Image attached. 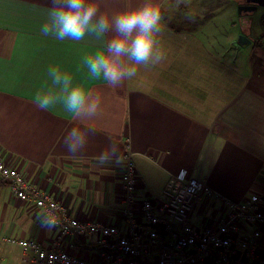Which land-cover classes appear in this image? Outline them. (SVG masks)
<instances>
[{
  "label": "crops",
  "instance_id": "1",
  "mask_svg": "<svg viewBox=\"0 0 264 264\" xmlns=\"http://www.w3.org/2000/svg\"><path fill=\"white\" fill-rule=\"evenodd\" d=\"M135 2L106 0L102 11H121ZM160 4L166 60L141 66L135 77L112 88L92 80L82 63L104 40L45 37L41 27L48 0H0V147L33 187L55 197L72 218L125 224V161L100 164L97 159L113 140L123 156L133 155L140 176L136 211L145 225L142 201L163 197L170 177L182 171L208 183L223 199L240 202L258 194L264 206V12L239 14L236 0ZM244 19L248 30L243 34L251 42L242 45L236 23ZM51 66L101 98L100 115L87 122L96 134L76 156L63 140L81 122L61 105L41 110L34 103L36 94L51 86ZM33 202L16 197L0 179V264H22L24 256L6 236L45 245L60 237V227L47 224ZM222 207L220 198H204L194 205L192 222L217 228ZM256 231L261 238L255 259L264 257V224L242 223L233 242L236 261L247 259L241 243ZM61 244L67 250L77 245L83 257L100 259L96 237L62 238ZM208 262L214 264V258Z\"/></svg>",
  "mask_w": 264,
  "mask_h": 264
},
{
  "label": "built area",
  "instance_id": "2",
  "mask_svg": "<svg viewBox=\"0 0 264 264\" xmlns=\"http://www.w3.org/2000/svg\"><path fill=\"white\" fill-rule=\"evenodd\" d=\"M132 153L125 152L123 180V226L101 221L79 220L70 217L63 204L49 193L33 187L17 166L10 164L0 147V179L9 184L19 199H32L43 211L55 210L59 219L60 237L44 244L34 238L6 236L7 242L23 250L22 264H264V257L255 259L261 233L244 237L241 245L246 260L236 261L233 253L235 234L242 223L264 224L261 195L254 194L240 202L223 199L208 183L185 171L172 175L159 199H145L141 203L142 218L136 207L140 177ZM223 202L217 228L198 226L192 222L194 205L207 197ZM96 237L100 259L83 257L77 245L64 249L62 238ZM235 254V253H234Z\"/></svg>",
  "mask_w": 264,
  "mask_h": 264
},
{
  "label": "clouds",
  "instance_id": "3",
  "mask_svg": "<svg viewBox=\"0 0 264 264\" xmlns=\"http://www.w3.org/2000/svg\"><path fill=\"white\" fill-rule=\"evenodd\" d=\"M48 3V18L41 27L43 36L59 41H81L89 36L105 41L82 61L92 80H103L110 87L119 88L135 77L141 66L152 68L167 58L161 44L164 15L160 0H136L121 11H102L106 0H48ZM186 18L191 19V15ZM48 76L51 86L38 92L34 103L41 110L61 105L81 122L72 126L63 140L69 154L79 155L96 134V129L87 122L100 115L101 98L87 90L84 83L74 84L73 76L60 67H49ZM97 159L100 164L122 162L120 146L110 141ZM40 214L50 226L59 219L51 208Z\"/></svg>",
  "mask_w": 264,
  "mask_h": 264
},
{
  "label": "water",
  "instance_id": "4",
  "mask_svg": "<svg viewBox=\"0 0 264 264\" xmlns=\"http://www.w3.org/2000/svg\"><path fill=\"white\" fill-rule=\"evenodd\" d=\"M258 7H264V0H245V3L240 4L238 8L239 14H248L258 9ZM251 40L246 35H241L239 43L242 45L250 43Z\"/></svg>",
  "mask_w": 264,
  "mask_h": 264
},
{
  "label": "rangeland",
  "instance_id": "5",
  "mask_svg": "<svg viewBox=\"0 0 264 264\" xmlns=\"http://www.w3.org/2000/svg\"><path fill=\"white\" fill-rule=\"evenodd\" d=\"M262 12H264V7H258V9L255 10L253 13H254V16L255 15L257 16V15H261ZM236 26H237L238 30L240 31L241 35H245V34H243L244 31L246 32L248 30V29H246V21H245V19L243 21H237ZM229 30H231V28L229 26H227L226 31H229ZM241 57L245 58V55L241 54ZM138 174H139V172H138Z\"/></svg>",
  "mask_w": 264,
  "mask_h": 264
},
{
  "label": "trees",
  "instance_id": "6",
  "mask_svg": "<svg viewBox=\"0 0 264 264\" xmlns=\"http://www.w3.org/2000/svg\"><path fill=\"white\" fill-rule=\"evenodd\" d=\"M239 4H243L245 3V0H236ZM262 25H263V28H264V16L262 17Z\"/></svg>",
  "mask_w": 264,
  "mask_h": 264
}]
</instances>
